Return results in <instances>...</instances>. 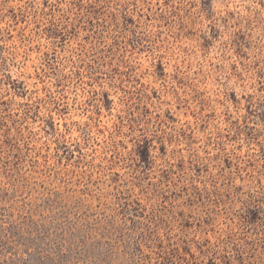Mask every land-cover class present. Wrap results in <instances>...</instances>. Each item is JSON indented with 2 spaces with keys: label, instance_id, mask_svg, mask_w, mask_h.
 <instances>
[{
  "label": "rangeland",
  "instance_id": "rangeland-1",
  "mask_svg": "<svg viewBox=\"0 0 264 264\" xmlns=\"http://www.w3.org/2000/svg\"><path fill=\"white\" fill-rule=\"evenodd\" d=\"M0 264H264V0H0Z\"/></svg>",
  "mask_w": 264,
  "mask_h": 264
}]
</instances>
